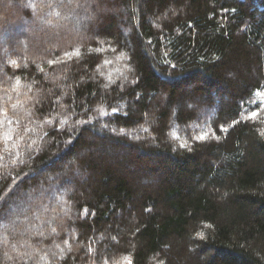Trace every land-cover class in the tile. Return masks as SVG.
<instances>
[{"label": "trees", "instance_id": "16d2710c", "mask_svg": "<svg viewBox=\"0 0 264 264\" xmlns=\"http://www.w3.org/2000/svg\"><path fill=\"white\" fill-rule=\"evenodd\" d=\"M40 4L0 0V264H264V0Z\"/></svg>", "mask_w": 264, "mask_h": 264}, {"label": "snow or ice", "instance_id": "6c2138e0", "mask_svg": "<svg viewBox=\"0 0 264 264\" xmlns=\"http://www.w3.org/2000/svg\"><path fill=\"white\" fill-rule=\"evenodd\" d=\"M73 3V0H67V4L65 3V0H41L40 4V13L43 14L45 8H50L53 9L52 12L47 13V15L52 16L54 15L55 17L58 18H63V19H68L67 16H61V12L55 10L57 7H65V6H71ZM80 6V5H77ZM27 7H30L32 9H35L37 7L36 4H28ZM39 18V17H38ZM44 23L46 24H52L51 19H45ZM75 55H79V51L77 50ZM66 56H68L69 59H71V54L65 53ZM55 61H50L49 63H54ZM11 63L13 65H16L17 67L19 66L17 64L16 60H12ZM105 63H110L106 61ZM42 71V69H41ZM20 84V81H16V85L12 87L11 91L13 92H18V85ZM31 89H29L30 91ZM5 93H7V90H5ZM9 100H11V96L8 97ZM25 101L17 99L15 103L11 104V108L13 110L24 107ZM257 116L256 112L250 113L249 118H255ZM15 127H12V126ZM20 128V119H15L13 120L12 118L9 117L8 110L5 107H0V142L4 144V149L3 151L9 152L11 154V149L8 148L9 144H12L13 147H18V144L14 143V141H24V133L33 131L32 129H29L27 127L23 128L22 132H18L17 129ZM226 131V129H225ZM47 135V133H45ZM261 136H264V132L260 133ZM203 139V137H200ZM4 156L0 154V160H3ZM16 192L13 191L12 195H3L0 196V227H3L5 231L9 229V226L11 225L13 230L15 231H20V228L17 226L18 222L20 221L21 217H24L25 220H27V214L29 212V208L22 207L21 204H18L16 201ZM5 221H7L5 223ZM27 231V229H25ZM52 232H55L56 229L53 228L51 230ZM39 236H43V232L38 233ZM6 242L3 238H0V243ZM25 243H28L25 241ZM67 243V241H65ZM59 247V245H57ZM13 248H15V245H13ZM91 251V249H89ZM5 257L7 259H13V257L8 256L7 253H5ZM16 260L18 261H24L25 259L31 260L32 255L28 251H23L21 252L17 257H15ZM43 259V257L41 258ZM125 264H132L131 260L128 259L127 257L124 258ZM104 264H108V261L105 260ZM113 264H119V262L114 261Z\"/></svg>", "mask_w": 264, "mask_h": 264}]
</instances>
